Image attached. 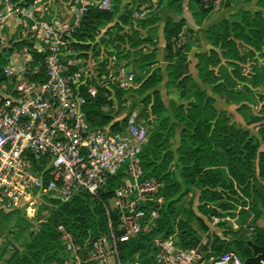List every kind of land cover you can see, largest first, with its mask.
Listing matches in <instances>:
<instances>
[{"label": "trees", "instance_id": "trees-1", "mask_svg": "<svg viewBox=\"0 0 264 264\" xmlns=\"http://www.w3.org/2000/svg\"><path fill=\"white\" fill-rule=\"evenodd\" d=\"M147 1L150 0H141ZM217 1L189 0L187 5L186 0H160L146 19L139 20L133 18L129 6L140 4V0H131L122 12L121 0H115V8L111 11L91 8L74 35L77 40L75 48L81 50L80 57L89 59L101 56L102 52L106 56L115 54L118 62L131 68L134 61L143 72L140 76L136 74L135 83L129 89L96 85L95 80L90 81L89 84L96 86L97 93L91 95L87 88L83 90L87 98L88 121L93 126L111 125L115 131L121 129L124 119L114 118L104 108L113 105L116 97L126 101V95L131 91L139 95L147 93L142 101L156 118L154 123L147 124L148 138L141 159L144 176L165 183L161 190L165 202L150 231L141 232L119 244L121 258L125 262L133 261L140 252V264H157L154 261L156 247L151 241L174 233H177V243L181 247H197L201 237L190 223L193 219L208 232L207 257L235 251L243 264H260L264 259V226L259 223L264 218V149L261 148L264 145V94L256 95L250 87V84L256 87L264 82V68L255 64L248 73L244 72V64L250 56L258 53L264 57V0H258L260 9H240L210 25L206 37L212 47L196 53L198 76L202 83L211 85L215 93L237 103L261 102L262 115L253 120L262 126L261 140L248 129L231 122L227 111L216 107L214 97L200 86L190 71L188 54L193 48L191 40L196 36V30L183 14L188 7L196 24L202 26L213 14ZM236 1L253 0H224L225 6L229 8ZM165 10L180 16L176 19L168 15L163 27L167 85L176 88L186 103L166 105L156 88L164 80L163 69L158 65L156 42L161 12ZM185 26L186 33L181 37ZM147 27L149 30L144 33ZM12 38L21 37L15 34ZM28 39L22 38L0 52V80L6 78L3 66L9 53L15 47H30L32 44ZM149 45H153L152 49H147ZM33 52L37 59L43 57ZM106 60L104 57L100 62V76L106 70ZM122 178V174L110 178L100 196L81 191L66 202L45 197L44 200L53 203L52 213L26 240L18 234L13 235L0 220V229L8 236L4 246L0 247V264H64L68 253L59 225H63L77 243L109 234L110 220L117 229L118 212L112 210L109 216L105 202L114 196ZM189 194L193 199L187 209V217L177 220L174 206ZM195 199L198 200L196 207ZM43 208L45 206L40 209ZM228 216L236 218L237 228L227 219L214 223V227L209 224L214 217Z\"/></svg>", "mask_w": 264, "mask_h": 264}, {"label": "built area", "instance_id": "built-area-1", "mask_svg": "<svg viewBox=\"0 0 264 264\" xmlns=\"http://www.w3.org/2000/svg\"><path fill=\"white\" fill-rule=\"evenodd\" d=\"M143 1V0H142ZM131 2V1H130ZM115 0H0V52L29 38L32 44L15 47L3 66L0 80V210H36L45 197L63 202L81 191L100 196L109 179L129 178L114 190L119 215L114 229L83 243L59 225L67 250L66 264H124L119 244L150 231L165 202V183L145 177L141 154L148 138V125L140 108L130 103L124 125L93 126L87 119L84 88L95 95L90 81L129 89L136 73L115 54L80 57L74 35L91 8L111 11ZM135 19H146L153 8L141 2L130 5ZM19 34L20 39L12 38ZM42 54L39 60L34 52ZM1 57V53H0ZM101 58V59H100ZM103 58V59H102ZM227 218L214 217V223ZM0 229V247L7 240ZM208 234L197 247L183 248L177 233L151 241L157 264H243L235 251L207 257ZM8 247L12 248L11 245ZM138 252L133 264H140ZM264 264V259L260 261Z\"/></svg>", "mask_w": 264, "mask_h": 264}, {"label": "rangeland", "instance_id": "rangeland-1", "mask_svg": "<svg viewBox=\"0 0 264 264\" xmlns=\"http://www.w3.org/2000/svg\"><path fill=\"white\" fill-rule=\"evenodd\" d=\"M149 5H153V9L156 7L155 2L152 0L147 1ZM216 9L214 10L213 14L210 16V18L206 19L204 21V24L202 26H198L196 24V19L193 16L192 11L187 10L184 14L185 17L190 22V25H192L195 30H196V36L192 37V44L193 48L189 52L188 57L190 59V71L194 75L195 79L199 82L200 86L205 89L211 96L214 97L215 99V105L219 110H226L230 121L237 124L238 126H241L245 129H248L252 135L257 137L258 139H262V133H261V124L260 122H254L253 120L258 117L259 115H262L261 113V102H255V103H246V102H234L231 100H227L225 97L221 96L218 93H215L212 89L211 85L202 83L199 76H198V71L196 69V63H197V57L196 53L198 52H205L211 49L212 45L210 41L206 37V30L207 28L219 22L223 18H228L232 13L238 12L240 9H250L252 11H255L257 9L261 8V4L258 3V0H253L251 2H246V1H236L233 2L231 7H226L224 0H218L216 3ZM172 15L174 18L178 19V14H175L173 12L166 13L165 11L161 12L162 16V21L165 23L166 17L168 15ZM157 47H158V52H157V60H158V65H160L163 69V74H164V80L157 85V89L160 90L163 100L166 103V105H169L171 102L175 103H181L186 101L182 99L179 95V91L171 86L167 85V72H166V61L160 57V46H158L159 42V30H157ZM17 37V36H16ZM100 37H103L102 33H100ZM107 39L109 38L108 36L106 37ZM155 43V42H154ZM155 43V44H156ZM153 45L147 46V49H152ZM147 49H144V51H147ZM243 51L246 50V48H242ZM161 52H165V45L164 43L161 44ZM166 54V52H165ZM106 55L105 52L101 53V56ZM101 59V58H100ZM103 59V58H102ZM253 63V64H252ZM259 65L261 68H264V57L260 56L258 53L255 55H252L248 58V62L244 64V72H249L251 70L252 65ZM128 68H130L128 66ZM131 69L134 71L136 70V74L138 76L142 75L143 72L139 71L137 66L135 65V62L133 61V64L131 65ZM104 81V79L100 78L99 81L95 80L94 84L98 85L97 82ZM250 87L253 89L254 94H264V82L258 84L256 87L250 84ZM239 88H242L240 85ZM147 94V93H146ZM139 95L138 93L132 92L127 94V100L122 101V99H119L116 97L114 100L113 105H108L104 108V111L108 112L111 114L114 118H120L124 115V113L127 111V108L130 106V103H137L138 107L141 110L142 117L144 120L147 122V124L151 125V122L154 123L156 121V118L150 114L149 112V107L146 106L145 102L142 101L144 96L146 95ZM124 99V96L122 97ZM262 149H264V145L262 144L261 146ZM177 174V170L175 172ZM129 180L128 177L124 176L122 181L123 183H127ZM191 199H193V195L189 194L185 196L178 204H176L175 207V218L177 220L181 218H186V212L187 209L191 206ZM108 205L110 208L115 209L116 207V200L114 198H109L107 200ZM198 203V200L195 199L194 201V207H196ZM53 203L48 202L46 200H43L38 206L36 210H13V211H5V210H0V220L2 221V226H4L8 231H12L11 233L13 235H19L21 239H28L32 232L39 227L41 224V221L43 219H46L49 217L52 213V205ZM43 209H40L44 207ZM264 211V210H263ZM0 221V222H1ZM227 221L229 222L230 225H233V227L237 228V220L236 218L232 216L227 217ZM191 225L195 227L201 237V241L205 238V236L208 234V232L202 230L197 221L195 219L190 221ZM259 223L264 226V218L259 220ZM211 227H214V220L213 222L209 223ZM6 241L3 243L2 246ZM67 251V250H66ZM1 260H3L1 258ZM122 262L124 264H133V261H127L125 262L122 259ZM111 264H114V261H110ZM66 264V263H64Z\"/></svg>", "mask_w": 264, "mask_h": 264}, {"label": "crops", "instance_id": "crops-1", "mask_svg": "<svg viewBox=\"0 0 264 264\" xmlns=\"http://www.w3.org/2000/svg\"><path fill=\"white\" fill-rule=\"evenodd\" d=\"M130 1H131V0H121V2H120V12L123 11L125 5H126V6L129 5ZM152 1L155 2V6H158V3L160 2V0H152ZM187 10H189L188 7L186 8L185 12H186ZM165 12H166V13H170L171 11H170V10H165ZM185 12H184V14H185ZM184 14H183V16H184ZM178 16H179V15H178ZM179 17H180V16H179ZM179 17H178V18H179ZM158 25H159V26H158V30H159V35H160V38H159V42H160V43L158 44V46H160V57L163 59V57L165 56V52H163V53L161 52V44L164 43V45H165V39H164V34H163V27H164V23H163V21L159 22ZM148 30H149V27L145 28V29L143 30V32H144V33H147ZM157 37H158V36H157Z\"/></svg>", "mask_w": 264, "mask_h": 264}, {"label": "water", "instance_id": "water-1", "mask_svg": "<svg viewBox=\"0 0 264 264\" xmlns=\"http://www.w3.org/2000/svg\"><path fill=\"white\" fill-rule=\"evenodd\" d=\"M188 2H189V0H186L187 5H188ZM186 29H187V27L185 26L183 28V31H182L181 35H180L181 37L186 33Z\"/></svg>", "mask_w": 264, "mask_h": 264}]
</instances>
